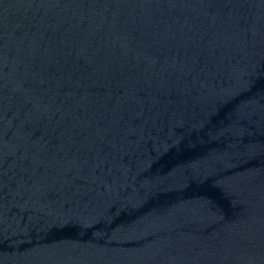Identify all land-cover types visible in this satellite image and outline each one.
I'll list each match as a JSON object with an SVG mask.
<instances>
[{"label":"water","instance_id":"1","mask_svg":"<svg viewBox=\"0 0 264 264\" xmlns=\"http://www.w3.org/2000/svg\"><path fill=\"white\" fill-rule=\"evenodd\" d=\"M0 264H264V0H0Z\"/></svg>","mask_w":264,"mask_h":264}]
</instances>
